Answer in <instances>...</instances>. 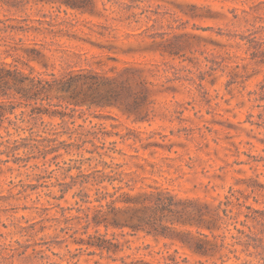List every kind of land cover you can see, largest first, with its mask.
<instances>
[{
    "label": "rangeland",
    "instance_id": "374dc122",
    "mask_svg": "<svg viewBox=\"0 0 264 264\" xmlns=\"http://www.w3.org/2000/svg\"><path fill=\"white\" fill-rule=\"evenodd\" d=\"M35 44L51 56L36 73L126 66L146 96L140 119L53 99L65 116L11 136L33 149L0 174V264H164L167 250L181 264H264V0H0V61ZM112 170L189 199L210 222L187 227L213 251L130 228L109 229L118 253L86 244L96 186L80 182Z\"/></svg>",
    "mask_w": 264,
    "mask_h": 264
},
{
    "label": "trees",
    "instance_id": "16d2710c",
    "mask_svg": "<svg viewBox=\"0 0 264 264\" xmlns=\"http://www.w3.org/2000/svg\"><path fill=\"white\" fill-rule=\"evenodd\" d=\"M36 45L21 48L25 53L24 57L15 56L13 61H0V131L4 130L7 135L6 139L0 141V146H5V149L0 150V174L4 172V165L12 169L8 166L10 161H22L21 157L16 156L21 148L31 147L19 144V139L10 141L11 136L20 135L21 131H30L33 135L38 121L42 119L44 122V115L65 116L54 108L59 104H54L53 99L65 101L74 107L115 106L128 117L135 115V119H140L138 113L146 92L134 91L135 78L129 76V68L125 66L117 70V67H112V72H109L69 65L63 67L59 75L55 71L36 73L33 62L49 69L51 60L45 46L39 48ZM51 66L54 70L53 63ZM54 92H61L63 95H54ZM132 95L134 101L130 99ZM39 131L46 130L43 128ZM0 137H4L1 132ZM36 148L40 146L36 145ZM2 155H6V158H2ZM124 174L123 171L112 170L110 173L88 175L91 178L81 180V184L92 181L91 184L96 186L95 199L87 200L96 204L88 206L83 216L86 225L95 228L90 239L84 240L86 244L102 251L118 253L123 248L114 234L109 237V229L130 228L131 234L145 231L156 238H169L197 254L208 255L213 251L204 239L207 234L198 232L199 235H194L187 227L210 222L203 219L200 210L199 214L195 212L189 199H183L171 190L159 186L136 188L134 183L137 180H125ZM108 185H112L113 191L109 190ZM101 227L105 228V232L100 231ZM178 252L167 250L163 256L164 264H181V261H187L186 258L179 260ZM162 262L161 259L156 262L137 259L125 264H163Z\"/></svg>",
    "mask_w": 264,
    "mask_h": 264
}]
</instances>
